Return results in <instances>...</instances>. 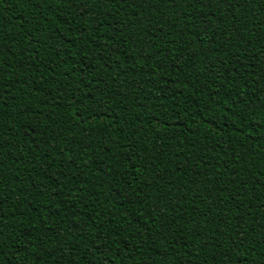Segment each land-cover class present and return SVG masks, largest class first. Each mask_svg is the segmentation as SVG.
Segmentation results:
<instances>
[{
    "label": "trees",
    "instance_id": "16d2710c",
    "mask_svg": "<svg viewBox=\"0 0 264 264\" xmlns=\"http://www.w3.org/2000/svg\"><path fill=\"white\" fill-rule=\"evenodd\" d=\"M188 4L0 0V264H264V0Z\"/></svg>",
    "mask_w": 264,
    "mask_h": 264
},
{
    "label": "snow or ice",
    "instance_id": "6c2138e0",
    "mask_svg": "<svg viewBox=\"0 0 264 264\" xmlns=\"http://www.w3.org/2000/svg\"><path fill=\"white\" fill-rule=\"evenodd\" d=\"M191 2H192V0H189V4H188L189 7H191ZM218 2L226 4L228 6H232L233 3H235L236 5H239L240 0H218ZM133 6H135V5H133ZM2 148H3V145L0 144V149H2Z\"/></svg>",
    "mask_w": 264,
    "mask_h": 264
}]
</instances>
